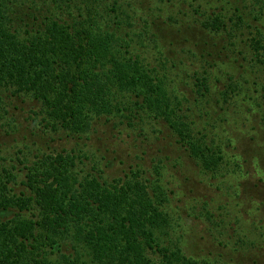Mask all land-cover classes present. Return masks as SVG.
Here are the masks:
<instances>
[{"label":"trees","instance_id":"trees-1","mask_svg":"<svg viewBox=\"0 0 264 264\" xmlns=\"http://www.w3.org/2000/svg\"><path fill=\"white\" fill-rule=\"evenodd\" d=\"M13 1L0 0V114L10 101L34 102L45 128L78 138L102 117L163 123L168 140L156 151H171L152 157L153 175L136 164L106 179L101 169L76 174L85 152L23 145L31 155L20 151L17 165L0 168V264H248L247 251L262 252L264 234L254 230L263 198L236 212L242 235L224 252L231 259L187 252L162 177L169 161L187 180L183 156L238 208L242 197L251 203V188L264 195V0H175L186 4L176 12H140L134 0ZM192 23L198 36L181 31L178 57L171 35ZM214 198L194 196L192 209L220 229L217 211L231 208ZM221 235L226 247L229 234Z\"/></svg>","mask_w":264,"mask_h":264},{"label":"rangeland","instance_id":"rangeland-1","mask_svg":"<svg viewBox=\"0 0 264 264\" xmlns=\"http://www.w3.org/2000/svg\"><path fill=\"white\" fill-rule=\"evenodd\" d=\"M4 1L8 7L11 5V2L15 3L13 0ZM132 2L140 12H146L147 8L159 9L160 7L163 8L164 12H176L179 10V7L183 8L186 6V4H182L180 1L175 0L169 2L160 0H134ZM25 6L26 5L23 3L22 10H24L21 12L20 19L16 17L17 14L13 15L15 23L23 24V22L19 20H21L22 17L26 18L27 9ZM14 8L17 9V7ZM192 8L194 9L196 7L193 6ZM192 8L181 10H184L187 13H192ZM140 15L142 14L140 13ZM188 15L196 16L195 18L197 20V15ZM159 20H162V18H159ZM188 25H190L188 26L190 27L189 29L183 26L180 32H173L174 29L169 26L166 27V24H161L162 29L166 27L168 35H171V32H173L171 40H173L174 43V50L178 52V57L182 54L180 47H182L183 44L186 45V42L181 39V31H183V36H191L192 31L196 34V37L198 36L197 30L194 29L196 25L194 23ZM174 28L176 29V27ZM216 41L219 42L220 39L218 38ZM220 42H222V40ZM210 49L211 48L208 50ZM147 54L150 55L151 53L149 52ZM233 59L234 57H231V59H225L226 65H233ZM190 61L191 60L186 61L185 65L187 67L192 64V66L196 68L199 64L197 60H193V63ZM238 63L239 61L236 64ZM185 89L189 91L188 88ZM38 110L39 108L34 102L21 101L20 99L17 101H10L7 113L0 114V168L2 165L8 167L15 164L17 165V158L23 156L20 151H22V153L26 152L25 154H27V151L29 150L31 155L32 151L30 149L33 150L32 153H40L44 150L52 148L59 150L64 147L68 150L74 148L79 153L85 152L89 155V158L82 157L81 160H77L76 162L77 165L75 167V172L79 177L89 172L96 174L99 172L98 169H101L104 172L102 173L104 178L111 179L112 176L122 175L124 171H128L130 165L136 167V164L142 168H148V173L153 175V165L157 160L152 161V157L162 155V153L167 154L171 151L170 148L161 153L156 151L158 140H161L162 143H166L168 140V137L166 136L168 132L164 128L163 123L160 126H156L151 125L150 123H143L140 119L130 121V119L127 118L125 119L118 116L112 118L111 116L109 120H105L106 117H102L95 121L89 133L78 138L77 135H71L62 130L53 132L50 128H45V123L41 121V115L38 113ZM158 128H161L164 131L158 133L156 132ZM154 132L156 133L154 134ZM226 132H228V135L232 134L228 125ZM229 137L232 136L229 135ZM23 145L29 146L30 149H25ZM142 150L145 154H143ZM30 155H28V158H33L30 157ZM173 156H175V153ZM142 157H144V159H141ZM181 160L182 165L187 168L188 173H186V177L188 179L185 180V176L180 172L181 170H179V168L172 167L173 162L170 163L169 161H166L165 163L168 164L164 172L165 174L162 177V182L169 193V200L166 204V208L169 210L170 214L175 216V218L177 217L176 210H178L180 214L183 227L181 231L183 232L185 241L184 249L196 257H215L216 254H223L226 259H231L230 255L224 252L225 250L238 248V237L242 235L236 233V230L238 232L241 231V220H235V215H238L236 212L248 213L251 208L260 204L261 199H264V195H261L259 191L256 190V187L251 188L254 189L253 191H250L249 189L248 191L250 192L246 195L250 196L251 203L245 197H242L240 201L244 200V202H241L240 207L238 208L237 206H234L233 201L230 200V194H227L225 190L219 191L211 187L208 182H206L207 177L202 176L193 163L185 160L183 156ZM94 161L97 164L95 169H93ZM176 165L179 167L180 164ZM19 188H21V186ZM215 194L217 196H215ZM194 196H196L199 201L215 197L219 199L218 202H220L221 205H228L231 208L228 209L224 206L228 209L227 215L224 213V210L217 211V213H222L221 216L218 217V220L222 218L225 219L223 227L217 229L218 227L213 225V220L208 221L202 216L200 209H196L195 211L192 209L194 205L199 207L198 201L195 202L192 199ZM216 205L218 207V203H216ZM261 225L263 226L261 227ZM259 226L260 227H258V225L255 226L256 230H254V233L264 234V223L259 224ZM224 233L229 234V242L226 247L220 246L218 243L223 236L221 234ZM176 234L179 235V230ZM232 234L237 235L236 237H232ZM68 250L70 249L66 246L63 249L64 252ZM250 254L254 255V257H248L246 259L248 264H264V250L262 252H254V250L251 249L246 252V256Z\"/></svg>","mask_w":264,"mask_h":264}]
</instances>
